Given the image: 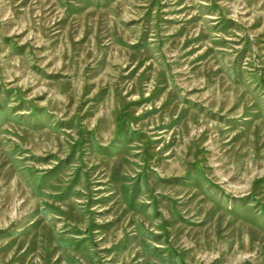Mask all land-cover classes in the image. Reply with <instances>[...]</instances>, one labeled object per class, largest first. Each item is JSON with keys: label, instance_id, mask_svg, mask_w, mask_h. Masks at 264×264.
<instances>
[{"label": "rangeland", "instance_id": "rangeland-1", "mask_svg": "<svg viewBox=\"0 0 264 264\" xmlns=\"http://www.w3.org/2000/svg\"><path fill=\"white\" fill-rule=\"evenodd\" d=\"M0 264H264V0H0Z\"/></svg>", "mask_w": 264, "mask_h": 264}]
</instances>
